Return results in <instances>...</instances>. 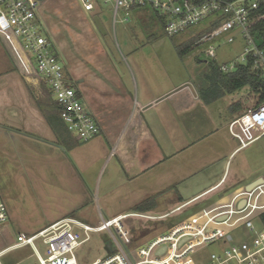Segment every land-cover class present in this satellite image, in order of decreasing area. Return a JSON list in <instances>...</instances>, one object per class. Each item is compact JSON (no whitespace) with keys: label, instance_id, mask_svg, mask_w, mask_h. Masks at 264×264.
<instances>
[{"label":"crops","instance_id":"crops-1","mask_svg":"<svg viewBox=\"0 0 264 264\" xmlns=\"http://www.w3.org/2000/svg\"><path fill=\"white\" fill-rule=\"evenodd\" d=\"M126 48L90 73L78 70L75 84L64 64L101 130L86 142L62 129L55 100L16 60L0 72V196L19 233L64 218L96 225L92 209L101 219L179 204L192 210L185 218L203 221L234 208L244 186L264 178L232 189L246 180L233 167L236 155L263 136L243 144L255 134L235 130L237 113L230 105L225 115L224 97L205 103L196 74L168 71L154 44Z\"/></svg>","mask_w":264,"mask_h":264},{"label":"built area","instance_id":"built-area-1","mask_svg":"<svg viewBox=\"0 0 264 264\" xmlns=\"http://www.w3.org/2000/svg\"><path fill=\"white\" fill-rule=\"evenodd\" d=\"M85 11L94 12L102 5L112 7L113 23L129 22L139 11L149 13L160 23L169 37L199 34L192 53L197 56L216 57V44L233 43L239 37L243 41V53L235 61L218 63L224 73L234 72L242 64L252 60L254 70L264 79V50L260 49L252 33L254 24L264 18L262 0H79ZM44 0H0V36L7 43L10 53L26 75L34 76L47 88L55 100L60 117L68 131L81 142L100 134L101 130L84 102L73 87L65 65L61 62L49 40L40 9ZM212 24H216L214 28ZM210 27V29H209ZM235 130L251 129L255 136L243 144L248 145L264 136V102H257L233 121ZM232 200L234 208L211 216L203 221L188 218L167 231L140 242L134 231V223L160 221L180 208L169 212L150 214L130 212L112 218H103L90 225L75 218L59 220L35 234L19 233L16 242L0 249L2 258L10 251L29 247L37 264H79L77 252L90 239L92 233H107L104 254L89 264H198L193 258L208 245L223 240V247L208 254L200 264H264V225L258 228L254 218L264 212V183L251 192ZM245 198L246 205L238 208ZM227 215L218 222L217 218ZM235 217V218H234ZM8 222L7 207L0 196V227ZM222 225V226H218ZM217 226V227H216ZM246 227L251 235L241 242H233L232 231ZM86 235L81 238L75 231ZM229 235L231 238H229ZM139 237V236H138ZM189 237L180 244L181 240ZM232 242L231 245H226ZM41 245L45 249L42 254ZM166 246L165 253L158 250Z\"/></svg>","mask_w":264,"mask_h":264},{"label":"rangeland","instance_id":"rangeland-1","mask_svg":"<svg viewBox=\"0 0 264 264\" xmlns=\"http://www.w3.org/2000/svg\"><path fill=\"white\" fill-rule=\"evenodd\" d=\"M43 19V25L46 29L49 40L53 44L59 58L63 64H66L71 74L72 82L77 81V71L90 73L93 66L99 64L100 61H116L120 59L121 52H127V46L154 44L157 48L154 54H157L164 61V65L168 71L181 69L180 76L188 77L193 73L202 84V74L206 72V63H228L235 61L243 53V41L239 37L233 43L216 44V57H206L204 54L197 56L190 52L189 59H178L175 46L186 45L189 42V34L169 37L164 34L163 28L151 15L147 21L142 20L136 13L129 22L118 21L116 25L113 23L112 7L101 4V7L94 11H85L79 0H44L40 9ZM148 17V16H147ZM145 22V23H144ZM149 48V47H147ZM127 54V53H126ZM14 58L10 53L9 47L4 39L0 36V72L4 66H9ZM259 95L253 93L248 87H244L232 94H227L221 101L222 107L225 108V115H233L230 105L235 111L234 116H241L246 110L258 102ZM233 167H237L243 182L235 185L239 187L247 180L253 179L258 175L264 174V136L254 142L249 147L241 150L233 161ZM167 197L159 200L162 207L167 204ZM183 204V203H182ZM207 204V203H206ZM179 205V204H178ZM180 208L173 215L160 221H148L147 223H134V231L137 230L140 242L144 238L155 236L161 232L171 229L175 225L182 223L185 217H188L192 210L187 207L178 206ZM200 207V206H199ZM175 209V208H174ZM157 211V210H156ZM153 212V211H151ZM167 212V211H166ZM90 222L99 223L98 213L95 210L89 211ZM107 219V218H105ZM187 219V218H185ZM182 220V221H181ZM181 221V222H179ZM255 225L260 228L261 223L259 217L254 218ZM18 227V226H17ZM16 226L7 223V226L0 227V249L16 242L19 229ZM81 238L86 235L80 229L75 230ZM233 242H241L248 238L250 231L242 226L232 231ZM142 237V238H141ZM107 233H92L90 239L85 242L77 252L79 264H89L101 257L105 252V241ZM222 241L208 245L202 251L194 255V259L201 263L205 260L209 253L218 251L219 247H223ZM228 242L226 245H231ZM40 252L44 254L45 249L39 245ZM33 251L29 247H20L10 251L2 260L3 264H37L35 255L29 257Z\"/></svg>","mask_w":264,"mask_h":264},{"label":"trees","instance_id":"trees-1","mask_svg":"<svg viewBox=\"0 0 264 264\" xmlns=\"http://www.w3.org/2000/svg\"><path fill=\"white\" fill-rule=\"evenodd\" d=\"M260 11H264V0L261 1ZM137 15L145 21L149 19V16H151L149 13L144 11H139ZM215 25L216 24H212L211 27L214 28ZM252 33L258 47L264 50V18L258 20L254 24L252 27ZM189 36V42L186 45H176L181 58H185L190 52H192L193 44L199 37V34H195L193 31L189 34ZM205 66L206 72L202 74V84L199 88L200 95L205 103L217 101L225 95L232 94L244 87H248L253 93L259 95L258 102H264V79L260 76L257 70H254L252 60H250L247 64L240 65L236 71L230 73L222 72L219 64L215 61L208 62ZM54 106L56 105L54 104ZM61 127L62 129L65 128L63 122ZM145 207L146 205H141L137 209L144 210ZM260 221L264 225V212L260 215Z\"/></svg>","mask_w":264,"mask_h":264},{"label":"water","instance_id":"water-1","mask_svg":"<svg viewBox=\"0 0 264 264\" xmlns=\"http://www.w3.org/2000/svg\"><path fill=\"white\" fill-rule=\"evenodd\" d=\"M263 183H264V178H263V177H259V178L255 179L254 181H252V182L248 183L247 185H245L243 189H244L245 192H251V191H253L257 186H259V185H261V184H263ZM246 203H247V200H246L245 198H242V199L238 202V208H239V209H242V208L246 205ZM226 219H227V215L224 214V215L219 216V217L217 218V221H218V222H222V221H224V220H226ZM229 238H231L230 235H229ZM188 239H189V237H185V238H183V239L181 240L180 244H182L183 242H185V241L188 240ZM165 251H166V246H163V247H161V248L158 250L157 254H158V255H161V254L165 253Z\"/></svg>","mask_w":264,"mask_h":264}]
</instances>
